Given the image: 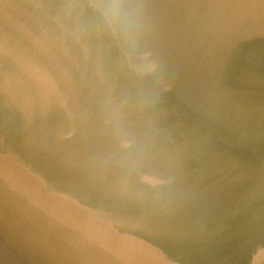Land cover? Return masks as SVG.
<instances>
[{"label": "water", "instance_id": "obj_1", "mask_svg": "<svg viewBox=\"0 0 264 264\" xmlns=\"http://www.w3.org/2000/svg\"><path fill=\"white\" fill-rule=\"evenodd\" d=\"M0 264H264V0H0Z\"/></svg>", "mask_w": 264, "mask_h": 264}]
</instances>
